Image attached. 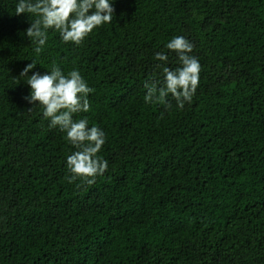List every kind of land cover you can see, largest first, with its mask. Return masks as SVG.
I'll list each match as a JSON object with an SVG mask.
<instances>
[{
  "label": "trees",
  "instance_id": "obj_1",
  "mask_svg": "<svg viewBox=\"0 0 264 264\" xmlns=\"http://www.w3.org/2000/svg\"><path fill=\"white\" fill-rule=\"evenodd\" d=\"M110 2L81 45L50 29L37 55L18 0H0V264H264V0ZM175 36L199 85L165 110L144 83L179 66ZM32 60L28 75L56 64L93 89L73 115L105 133L92 185L68 182L75 149L24 99Z\"/></svg>",
  "mask_w": 264,
  "mask_h": 264
},
{
  "label": "clouds",
  "instance_id": "obj_2",
  "mask_svg": "<svg viewBox=\"0 0 264 264\" xmlns=\"http://www.w3.org/2000/svg\"><path fill=\"white\" fill-rule=\"evenodd\" d=\"M21 14H27L31 21L25 35L39 55L50 29L59 33L62 42L79 46L94 28L112 22L114 7L110 0H18L15 15ZM165 47L176 53L179 66L172 69L158 64L157 67L162 68L163 81H145L144 101L162 104L167 110L171 107L168 99L171 95L177 107L183 108L185 102L191 103L196 93L201 66L191 55L194 45L184 36L173 37ZM155 59L166 62L168 55L157 52ZM36 65L32 60L19 73L31 90L24 99L33 106L39 105L43 118L49 120V128L58 127L65 132V139L75 149L66 158V168L71 174L67 177L68 182L79 180L80 184L92 185L97 176H102L108 169V161L97 155L105 143V133L95 125L88 127L87 119L74 120L73 115L90 110L88 94L93 89L79 70L65 74L56 64L43 74L34 71L28 75Z\"/></svg>",
  "mask_w": 264,
  "mask_h": 264
}]
</instances>
